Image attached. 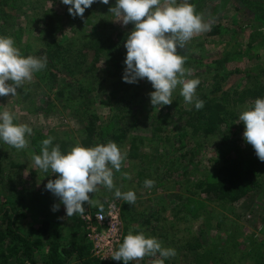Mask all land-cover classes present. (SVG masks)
<instances>
[{
  "label": "rangeland",
  "instance_id": "rangeland-1",
  "mask_svg": "<svg viewBox=\"0 0 264 264\" xmlns=\"http://www.w3.org/2000/svg\"><path fill=\"white\" fill-rule=\"evenodd\" d=\"M0 3V35L12 37L16 46L25 56H42L38 52L45 48L44 30L50 22L55 30L56 45L53 46L69 49L71 54L82 50L83 43L96 40L104 35L99 26L98 17L91 10L86 9L83 17H73L68 13V6L62 4L60 0H0ZM192 4L195 5L196 11L203 15L206 22L221 26L219 30L221 33L212 37L208 34L210 31L203 32L195 36L183 49H178V52L184 55L187 60H199V66H201L198 71L195 70L196 72L193 71V67L186 65L184 67L190 69L191 74L198 73L201 83L208 85L210 74L208 69L203 66H212L220 74L223 90L240 91L251 87L254 83L264 86V22L256 21L252 18V14L247 15L245 12H256L257 10L260 12L261 8L258 6L260 4V6H264V0H195ZM114 5L115 0H111L107 6L108 10ZM111 15L112 18L108 23L112 25V32L127 36L133 29V24L124 26L120 21H117L118 17L114 13L111 12ZM251 36L253 37L251 38ZM91 48L94 46H91L90 50H83L86 51L87 56L86 59H82V63L79 62L78 67L82 66L80 72L74 70V66L67 68V71H62L60 66L59 83L67 77V79L74 78L75 86L82 85V72L93 61ZM123 52L126 54L124 46ZM227 52L231 55L226 59L224 65L218 67L213 64L215 59L222 60ZM48 55L49 53L46 54V56ZM104 59L105 57L101 54L95 73L99 85L90 94L92 103L88 108L77 109L79 100L75 99V96L70 103H63L61 100L57 101L51 97L50 106H46V96H41V91L47 90L40 83L39 75L42 74V71L35 73L31 81H26L21 88H18L17 95L0 97V110L14 113L16 123L27 124L33 129L32 134L27 137L28 146L23 150H17L0 142V177L3 181L10 180L11 185L8 190L16 196L18 195L11 201L18 204V207L22 206L21 211L25 214V219L18 224L22 230H25L30 223H34L37 218L39 220L45 217L54 219L53 224L58 223L54 226L56 228L63 220L60 218L65 215L63 204H60L59 199L44 188L49 179L56 178L55 175L51 171L42 172L32 160L33 155L40 154L42 140L52 136L54 144H65L67 151H70L80 143L85 119L88 116H93L99 121L97 138L93 141L95 145L101 134L103 138L118 136L119 129L126 128L127 124L132 136L149 137L151 135L150 129L145 128L147 114L151 112L149 110L152 106L149 98V93L152 91L150 82L143 79L142 83H146L143 85L144 95L141 97L143 105H135L132 109L133 114L135 111L140 112L135 120L136 125L138 124L136 127H139L133 129L130 125L133 117L126 116V121H124L121 114L115 111L107 98V87L112 79L106 76L108 63ZM72 70L74 71L72 72ZM206 78L209 80L205 84ZM23 91L29 92L32 96L27 101L20 103L19 95ZM174 94L183 98L179 94V88ZM81 97V100H84L85 95ZM184 105L186 109H189L191 104L184 102ZM249 105L251 104L247 102L241 105L239 112ZM85 109L88 110L85 112ZM155 109L158 111L161 107ZM152 113L154 112L152 111ZM163 114H166L165 110ZM115 116L120 117L119 121H122L120 124H117L118 120L115 119ZM162 120L166 126L159 136L163 139L166 137L170 139V144L162 139L153 145L146 142L140 149V155H145L146 158L143 163L126 159L121 170L114 171L115 187L109 190L99 186L97 192L89 194L92 202L84 204L85 212L102 211L112 202L121 212L122 206L127 202L115 197V190L117 188L122 192L133 190L137 195V200L134 204H130L131 208L133 207L132 212L134 211L131 219L135 220V222L130 221L132 223L130 227L138 228L135 231H143L147 236L156 237L164 247L174 248L176 255L170 258V264H206L211 259H213V264H263L264 169L254 166L260 178L261 187L250 192L235 204L218 202L205 198L203 195L193 196L192 201L187 202L183 212L176 219L174 217L176 202L174 196L189 197L188 191L193 189V184L200 180L204 174L202 168L206 166L207 170L211 172L212 168L208 167L211 166L210 159L217 158L215 146H211L215 140L209 141L208 145L205 144L206 148H198L194 155V161L189 165L188 160L193 156L192 153L185 159H179V157L193 152L196 148L194 142L201 140L194 137L190 144L184 141V137H180L182 131L179 124L181 123L177 122V118L172 114L166 118V121L163 118ZM232 128L233 136L227 143L234 144L233 147L231 145L228 147L229 156L233 158L240 155L242 159L246 160L254 158L256 154L253 147L250 144L246 145L242 136L243 123L237 119L233 122ZM178 139L184 141V148L180 149L181 143L177 141ZM108 141L112 140L107 139ZM115 143L127 152L126 141ZM174 148L178 151H175ZM165 151L169 152L168 156H164ZM157 158L162 159L159 161ZM258 163L264 165V162L262 163L259 159ZM180 167L187 168L190 175L184 176ZM157 168L158 170H156ZM140 172L145 176L143 179L138 177ZM125 173H128L130 178H126ZM146 179L155 181L152 188H145L144 181ZM5 194L10 195L7 190L0 189V202L3 201ZM54 204L60 205L58 211H52ZM161 206L165 209L158 213L157 219L156 217L151 218L148 225H142L151 213L160 211ZM128 214L130 213L128 212ZM83 216L84 214H80L79 218L81 219ZM66 226V223L62 225V227ZM125 230L126 227L121 220L122 239ZM191 247L195 249L191 250ZM153 258L155 261L160 259L158 254L150 257V259ZM113 261L115 260L111 262ZM132 264H139V262L133 261Z\"/></svg>",
  "mask_w": 264,
  "mask_h": 264
},
{
  "label": "trees",
  "instance_id": "trees-1",
  "mask_svg": "<svg viewBox=\"0 0 264 264\" xmlns=\"http://www.w3.org/2000/svg\"><path fill=\"white\" fill-rule=\"evenodd\" d=\"M194 1L195 0H190L191 3ZM260 5L258 6L261 8L260 12H257L258 10L256 12H245L247 15L252 14V18L256 21L264 22V6ZM107 6L108 5L101 3H94L88 8L98 17L99 26L104 35H101V37L96 40L83 43L81 45L82 50L78 51L76 54H71L69 49L68 51L67 49L65 50L53 46L55 44V30L53 24L50 22L45 26V48H42L38 54L46 56V54L49 53V55L46 56L48 61L47 67L42 70V74L39 75L41 85L47 89L44 92L41 91V96H46L45 104L48 107L50 106L51 97L57 101L59 99L63 103H70L75 96V99L79 100V107H77V109H84V107L88 108L92 103L90 94L94 91V88L99 85L97 77L95 76L98 68L96 65L99 63L100 55L103 54L105 57L104 60L108 63L106 76L112 79L107 87V98L111 102L110 105L118 114H121L124 121H126L127 117H133V121L130 125H132L134 129L138 125H136L135 120L137 115H140V112L135 111L133 114L132 109L135 105H143L141 97L144 95L143 85L146 83H142L143 80L135 84L122 81L121 77L124 69L123 61L125 59L122 44H124L127 36L112 32V25L108 23L112 15ZM220 28L221 26L219 25H212L208 33L209 36H218ZM253 36H251V38ZM91 46H94V48H91L93 51L91 59H93V61H91L88 68H85L82 72V85L77 84L75 86L73 84L75 82L74 78L67 79V77L59 83L58 75L61 71L60 66L62 71H67V68L74 66V70L80 72L82 66L78 67L80 65L79 62L82 63V59H86L87 56L85 53L86 51L83 50H88ZM225 55L226 56L222 58V60L215 59L213 64H216L218 67L224 65V62L231 54L227 52ZM53 58L56 59L50 60ZM57 60L60 62L57 63ZM185 65L187 67H193V71H198L201 67L197 59H188ZM203 67L208 69V73L210 74V81H208V78L205 79V84L208 81V85L200 83L197 88L198 97L205 102L203 109L196 110L193 105H190V108L186 109L184 99L173 93L174 101L172 104L165 105L158 111L151 106L149 110L151 112L147 114L148 117L146 119V123L148 124L146 125L145 123V128L150 129L151 135L149 137L132 136L127 124L126 128L119 129L118 136H105L103 138L101 134L99 141L96 142L97 144H104V142L107 143V139L119 143L126 141L128 147L126 159L143 163L146 158L145 155H140V149L146 142L153 145L159 143L162 139L170 144V139L167 137L163 139L160 136L166 126L162 118L166 121V118L171 114L173 117L177 118V122L181 123L179 124L180 130L182 131L180 137L183 136L184 141L190 144L191 141L193 142L192 139L194 137H198L201 140L199 142L194 140V146H196V148L193 152L191 151L179 157V159H185L187 156L190 157L192 153L193 156L188 160L189 165L194 161V155L198 148H206L205 144L215 140V145L211 144V146H215L217 158L210 159L211 166L208 167L212 168L211 172L207 170L206 166L202 168L204 174L200 180H197L196 183L193 184V189L188 191L189 197L174 196L176 200L174 217L176 219L178 215L183 212L187 202L192 201L193 196L198 197L203 195L205 198L213 199L218 202L235 204L250 192L261 187L260 178L254 166L264 169V165L257 164V156L248 160L242 159L240 155L239 157H230L228 147L230 145L233 147L234 143H227V141L233 136V122L239 117L240 106L244 105L246 102L252 104L257 98H264V86L254 83L251 87L244 88L240 91L223 90V81L221 82V77L217 69H214L210 65ZM74 70H72V72ZM69 74L71 75L70 72ZM198 75V73H194L187 78H198ZM153 90L154 89H152V91ZM82 95H85L84 100H81ZM31 96L29 92L23 91L19 95V102L23 103ZM40 109H42V107H40ZM87 110L88 109H85V112ZM164 110L166 114H163ZM152 111L154 113H152ZM115 119L118 120L117 124L122 122L119 121L120 117L118 116H115ZM98 127V119L93 116H88L85 119L82 130L83 137L79 144L84 147L95 146L93 141L97 138L96 134ZM114 132L115 130L112 133L114 134ZM177 141L181 143L180 149L185 147L183 140L178 139ZM59 146L62 152H68L65 144H59ZM175 151H178V149H175ZM164 153V156H168L169 154L168 151ZM164 156H162V158ZM162 158L157 159L161 161ZM180 168L184 176L190 175L187 168ZM156 170H158V168ZM138 177L143 179L145 176L140 172ZM10 185V180L3 181L0 177V189H5L10 194H5L6 196H3V201L0 202V264H123L122 261H113L109 263L99 261L92 257V246L86 236V224L83 222L82 218H79L80 214L71 217H67L65 214L60 218L63 220H61L62 222H60L56 228L54 226L58 223L53 224L54 219L45 217L38 220L37 218L34 223H30L25 230H22L18 224L25 219V214L21 211L22 206L18 207V204L11 201L12 198L18 197V195L16 196L13 192L8 190ZM22 194L23 192L21 195ZM132 208L128 203H125L121 208V220L126 227L123 238L128 234L129 230L132 229L130 227V224H132L131 222H135L134 219H131L133 218L132 214L134 212H132ZM164 209L165 208L161 206L160 211L151 213L150 217H147L142 225H148L151 218L156 217L157 219L158 213L162 212ZM128 212L130 214H128ZM87 214L93 215L94 212H85L84 216ZM64 223L67 224L66 227H62ZM133 230H138V228L135 229L133 227ZM232 246L234 247V243ZM191 248V250L195 249L193 247ZM138 262L139 264H155L156 261L154 258L150 259L149 256H145L144 259L138 260ZM165 264H170V258L165 260ZM206 264H213V259L207 261Z\"/></svg>",
  "mask_w": 264,
  "mask_h": 264
},
{
  "label": "clouds",
  "instance_id": "clouds-1",
  "mask_svg": "<svg viewBox=\"0 0 264 264\" xmlns=\"http://www.w3.org/2000/svg\"><path fill=\"white\" fill-rule=\"evenodd\" d=\"M68 6L69 15L83 17L85 10L94 3L108 5L110 0H60ZM109 11L118 17L122 25L133 24V29L124 41L126 49L122 81L129 84L146 79L153 91L149 93L153 108L170 105L174 101L173 93L179 88L184 102L201 110L205 102L197 95L201 81L191 76V70L184 67L186 57L178 52L195 36L210 31L212 24L204 20L190 0H115ZM47 57L23 55L10 36L0 35V97L15 96L17 89L26 81H31L35 73L47 67ZM14 113L0 110V142L17 150L28 146L27 137L33 129L27 124L15 122ZM238 121L244 125L243 139L250 144L257 158L264 162V98H257L251 105L239 113ZM54 137L42 140L39 155L32 160L42 172L51 171L55 179H49L44 185L46 191L59 199L65 214L71 217L84 214V204H90L89 194L98 191L99 186L112 190L114 171L121 170L127 158V152L115 142L96 144L92 147L75 145L64 153ZM130 178L128 173L124 174ZM155 181L146 179L145 188H152ZM115 197L134 204L137 195L133 190L122 192L115 190ZM59 204L52 211L59 210ZM160 257L155 264H165V260L174 257L176 250L164 247L156 237L147 236L143 231L130 229L112 259L132 264L145 256Z\"/></svg>",
  "mask_w": 264,
  "mask_h": 264
},
{
  "label": "built area",
  "instance_id": "built-area-1",
  "mask_svg": "<svg viewBox=\"0 0 264 264\" xmlns=\"http://www.w3.org/2000/svg\"><path fill=\"white\" fill-rule=\"evenodd\" d=\"M86 224V236L92 244V257L102 262H111L114 251L122 240L120 210L114 202L103 211L82 217Z\"/></svg>",
  "mask_w": 264,
  "mask_h": 264
}]
</instances>
